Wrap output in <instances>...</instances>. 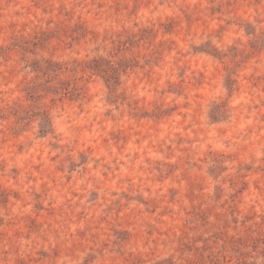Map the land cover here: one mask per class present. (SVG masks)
<instances>
[{
  "label": "rangeland",
  "instance_id": "374dc122",
  "mask_svg": "<svg viewBox=\"0 0 264 264\" xmlns=\"http://www.w3.org/2000/svg\"><path fill=\"white\" fill-rule=\"evenodd\" d=\"M77 261L264 264V0H0V264Z\"/></svg>",
  "mask_w": 264,
  "mask_h": 264
},
{
  "label": "clouds",
  "instance_id": "9594fccd",
  "mask_svg": "<svg viewBox=\"0 0 264 264\" xmlns=\"http://www.w3.org/2000/svg\"><path fill=\"white\" fill-rule=\"evenodd\" d=\"M146 249H141V251H145ZM31 252V246H28V245H20V251L18 253V255L20 257H26V254L30 253ZM16 253H12L9 255L8 259H13V258H16ZM76 264H78V261L76 262Z\"/></svg>",
  "mask_w": 264,
  "mask_h": 264
}]
</instances>
